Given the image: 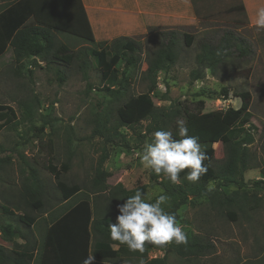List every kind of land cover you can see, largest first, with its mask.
Masks as SVG:
<instances>
[{"label": "rangeland", "instance_id": "1", "mask_svg": "<svg viewBox=\"0 0 264 264\" xmlns=\"http://www.w3.org/2000/svg\"><path fill=\"white\" fill-rule=\"evenodd\" d=\"M213 10L211 12L205 6L203 21L188 27L150 28L152 30L147 34L130 38L141 49V60L127 74L129 82L125 95L106 91L101 71L89 58L87 67L80 65L84 57L71 65L57 61L48 66L42 62L36 65L30 59L23 64L19 76L13 72L16 65L12 52L9 50L0 57V104L13 107L19 122L14 127L0 129V225L10 224L23 233H30L39 244L48 223L52 226L53 219L57 220L65 207L88 209L94 216L96 210L108 204L106 197L119 184L127 190L140 189L153 201L162 194L161 185L153 180L154 172L145 169L139 159L155 131H148L152 121L148 119L131 128L121 127L122 136H113L119 126L118 108L129 97L140 98L161 108L165 114L179 110L177 119L185 120V109L203 113L226 111L230 107L237 109L241 105L237 94L249 92L252 118L247 129L254 137V143L248 146L252 169L245 172L246 185L241 191L248 194L247 206L241 199L231 202L236 199L233 195L235 187L225 188L212 182L213 190L209 195L200 199L191 196L193 201L178 211L185 232L197 235L207 243L206 253L182 257L169 245H151L147 251L149 259L167 256L169 264H264V191L253 186L264 167V29L250 27L246 21L242 22L240 15L225 16L226 11H222L223 7L217 2L213 4ZM171 31L177 36L176 63L166 72L149 76L148 61L152 51L160 45L157 37ZM228 32L243 40L244 46L249 47V54L241 56L231 48L213 74L206 66L198 65L197 56L202 53L203 45H219ZM185 33L194 38L191 46L185 44ZM58 38L69 44L73 51L98 48L93 43L66 35H58ZM123 65L121 62L118 67L122 69ZM193 72L201 73L203 78L194 80ZM61 75L65 77L64 81H60ZM225 88L228 95L223 93ZM24 103L32 105V118L26 116ZM166 127L172 131L173 123ZM214 149L213 165L218 166L225 162L227 153L221 143L215 144ZM104 156L107 159L102 164ZM49 164L59 169L69 165V170L62 172L60 179L69 186L80 187V192L70 201H63L57 180L46 169ZM100 169L107 174L101 189L94 187ZM184 181L191 186L198 184V181L186 178ZM32 189L37 191L36 198L28 197L26 203V196L34 192ZM38 192L42 207L34 208ZM171 204L169 199L165 209ZM2 206L11 209L15 215L4 213ZM233 214L234 220L230 217ZM19 215L33 218L36 224L27 227L19 221ZM67 229L66 239L72 244L80 231L77 227ZM87 238L90 247L92 234L89 233ZM16 240L18 244H24L23 239ZM0 246L7 251L15 249L1 233ZM73 247V244L68 246ZM38 253L36 249L33 264L38 262ZM71 256L76 258V264L81 263L80 249ZM57 257L52 258L54 264L57 261L70 264L65 256Z\"/></svg>", "mask_w": 264, "mask_h": 264}, {"label": "trees", "instance_id": "2", "mask_svg": "<svg viewBox=\"0 0 264 264\" xmlns=\"http://www.w3.org/2000/svg\"><path fill=\"white\" fill-rule=\"evenodd\" d=\"M55 1L60 4L62 8L60 12L64 15L58 18L57 23L61 27L40 21L41 3H54V0H3L0 4V31L14 57L16 65L13 69L14 74L21 76L23 64L30 59L36 65L42 62L48 66L57 64V61L71 65L75 60L84 57L85 59L83 58L80 65L87 67V59L94 60L97 68L101 71L102 81L106 84L104 87L106 91L117 95L124 94L125 87L129 82L127 74L131 69L136 68L141 60V49L138 48L136 42L126 37L117 38L111 43L95 42L86 17L81 11L80 0ZM63 4H67L70 8V14H67V11L66 13L63 11ZM237 10L243 11V8L240 6ZM31 18L35 19V25L26 26V22ZM61 34L75 40L88 41L98 46V48L73 51L69 44L59 40L58 35ZM193 39V36L184 34L187 46L192 45ZM157 42L160 45L152 51V58L148 61L147 71L149 76L161 71L166 72L176 63L178 57L176 52L177 36L175 33L172 31L168 34L160 33L157 37ZM231 48H235L241 56L249 54V47L244 46L243 40L236 37L234 33L228 32L219 45H203L202 53L197 56V63L200 66H206V69L215 74L216 66L220 65L223 59L228 56L227 51ZM70 59L72 60L70 61ZM121 62L124 63L122 69L118 67ZM120 74L122 78H120ZM192 76L194 80L203 78V75L199 72H193ZM59 78L60 81H64L65 77L61 75ZM154 87H156L155 80ZM223 93L228 95L229 91L225 88ZM237 97L241 99V105L237 109L230 107L226 111L209 113L188 112L185 109L184 118L189 129V135L199 137L202 150L207 155L204 164L207 166L208 171L200 177L197 185L191 186L184 181L190 169H185L180 173L181 182L177 184H173L163 174H152L153 180L161 185L162 194H166L172 200V204L166 210L174 213L180 223H183V219L178 214L179 209L193 201L191 196L200 199L209 195L211 191H208L207 187L212 182H217V186L225 188L235 187L236 190L233 195L236 199H231V202L235 203L238 199H241L242 203L247 206L248 194L241 191L245 189L244 186L246 185L245 172L252 169L249 165L248 146L254 143V137L247 129L252 118V96L249 92H240ZM24 104L26 116L32 118V105ZM179 114V110H173V112L171 110L170 113L165 114L161 108L131 96L118 108L119 126L113 136H122L119 132L121 127L131 128L149 119L152 121L148 129L149 132L152 129L155 131L161 128L167 130L166 126H169V123H173L171 132L174 137L179 138L176 126ZM18 123L15 109L9 105L0 104V129L14 127ZM101 134L102 132L99 135ZM219 143L225 147L227 158L221 165L214 166V145ZM106 159L107 156H104L102 164ZM46 169L57 180V188L61 192L64 202L70 201L80 192L79 186H69L60 179L62 172L69 170L68 164L63 165L61 169L49 164ZM260 172L261 179L255 181L253 186L254 189L264 191V167L261 168ZM106 177V172L100 169L97 172L94 187L101 189L104 186ZM32 191L34 192L26 196V203L29 202L28 197L30 199L36 198V189H32ZM135 191L127 190L119 184L117 189L109 192L108 197H106L108 204L104 208L96 210L94 216H92L91 210L88 209L73 210L65 207L64 212L60 213L57 220L53 219L54 222H51L52 226H48V223L39 244L30 233H23L20 229L10 224L0 225L2 238L6 242L13 243L15 247V249L7 251V249L0 246V264H33L36 257L34 254L36 249L39 252L37 264H54L52 258H56L58 255L65 256L70 264H76V258H73L71 254H75L76 250L78 251L79 249L82 252V259L79 258L81 261L79 264H83V260L89 254L96 255L94 264H121L125 262L169 264L167 256L148 258L147 250L152 244L146 243L145 251L140 253L129 251L126 245L117 247L118 242L110 239L109 225L116 223V206L124 203L127 197L135 194ZM38 193L37 203L34 208L42 207L39 199L40 192ZM2 211L10 216L15 215V212L5 206H2ZM76 215L79 218H75L74 216ZM230 217L233 220L235 218L234 214L230 215ZM18 219L27 227L36 224L35 220L27 215H19ZM68 227L72 229L77 227V231H80L77 236L78 239L76 241L73 240V243L71 242L74 245V249L68 248L69 245L72 246V244H68L66 239ZM80 227H83V229ZM89 233L93 236V243L90 247L87 238ZM186 234V244L176 245L173 242L168 245L182 257L204 255L209 247L207 243L197 235L188 234L187 232ZM16 238L23 239L24 244H18ZM57 262V264H61V261Z\"/></svg>", "mask_w": 264, "mask_h": 264}, {"label": "clouds", "instance_id": "3", "mask_svg": "<svg viewBox=\"0 0 264 264\" xmlns=\"http://www.w3.org/2000/svg\"><path fill=\"white\" fill-rule=\"evenodd\" d=\"M255 26L264 29V7L256 12ZM178 137L163 128L152 133L151 141L146 143L140 154V164L156 175H165L173 184L180 183V173L190 169L186 179L196 182L208 171L204 161L206 153L202 150L199 137L189 135L184 119L176 121ZM208 191L213 190L209 184ZM169 197L160 194L154 201L147 198L140 189L127 197L124 203L116 206V223L109 225V236L118 245H126L129 251L143 253L145 245L165 246L187 243L184 227L174 213L167 211L164 205ZM96 255L89 254L83 264H94Z\"/></svg>", "mask_w": 264, "mask_h": 264}, {"label": "crops", "instance_id": "4", "mask_svg": "<svg viewBox=\"0 0 264 264\" xmlns=\"http://www.w3.org/2000/svg\"><path fill=\"white\" fill-rule=\"evenodd\" d=\"M216 2L223 7L222 11H226L223 13L225 16L240 15L242 22L246 21L250 27H255L256 12L264 7V0H80V7L93 39L97 43H103L120 37L142 36L150 28L188 27L203 21L202 10L205 6L214 12L213 4ZM240 6L243 11L237 10ZM63 7V11L70 14L67 4H63ZM61 9L55 0L54 3H41L40 21L59 26L58 18L64 16ZM35 23V19L31 18L25 25ZM8 51L9 45L0 31V57Z\"/></svg>", "mask_w": 264, "mask_h": 264}]
</instances>
